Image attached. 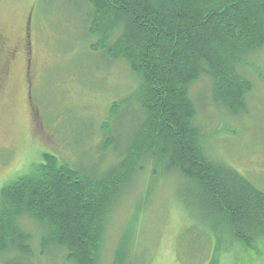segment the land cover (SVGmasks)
Returning a JSON list of instances; mask_svg holds the SVG:
<instances>
[{
    "label": "trees",
    "instance_id": "trees-1",
    "mask_svg": "<svg viewBox=\"0 0 264 264\" xmlns=\"http://www.w3.org/2000/svg\"><path fill=\"white\" fill-rule=\"evenodd\" d=\"M74 3L87 8L84 26L97 40L92 49L125 62L139 81L131 97L111 108L119 116L120 108L135 105L136 125L123 137L108 136L101 126L106 140L100 152L114 154L103 169L75 168L46 153L31 174L2 188L0 262L102 264L120 199L145 173L153 183L176 175L185 212L207 231L197 224L187 229L201 247L184 251L178 243L182 262L198 258L190 252L201 253L202 264L221 262L235 250L256 254L264 243V192L209 155L191 90L207 79L213 103L229 117L248 111L249 75L264 50V0ZM24 218L41 227L37 238L24 229ZM138 219L127 222L112 264H145Z\"/></svg>",
    "mask_w": 264,
    "mask_h": 264
},
{
    "label": "rangeland",
    "instance_id": "rangeland-1",
    "mask_svg": "<svg viewBox=\"0 0 264 264\" xmlns=\"http://www.w3.org/2000/svg\"><path fill=\"white\" fill-rule=\"evenodd\" d=\"M75 1L0 0V192L31 174L46 153L75 168L103 169L114 154L100 152L106 140L101 126L108 127V136L123 137L136 125L135 105L120 108L119 116L111 108L131 97L139 81L125 62H112L92 49L97 40L84 26L87 8ZM253 70L248 111L239 116L229 117L213 103L207 79L191 94L209 155L264 192V50ZM181 186L176 175L157 183L149 173L140 176L116 208L102 264L113 263L123 229L137 216L138 252L145 264H202L197 262L204 260L201 253L190 252L198 258L188 263L178 256V243L184 251L201 247L187 232L198 222L192 211L185 212ZM22 225L38 237L41 227L33 220L24 218ZM216 264H264V243L256 254L235 250Z\"/></svg>",
    "mask_w": 264,
    "mask_h": 264
}]
</instances>
